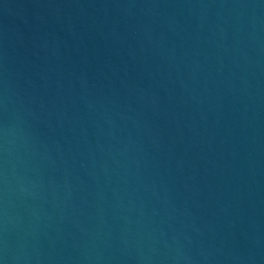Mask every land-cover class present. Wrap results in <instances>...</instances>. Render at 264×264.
<instances>
[{
	"label": "water",
	"instance_id": "obj_1",
	"mask_svg": "<svg viewBox=\"0 0 264 264\" xmlns=\"http://www.w3.org/2000/svg\"><path fill=\"white\" fill-rule=\"evenodd\" d=\"M0 264H264V0H0Z\"/></svg>",
	"mask_w": 264,
	"mask_h": 264
}]
</instances>
